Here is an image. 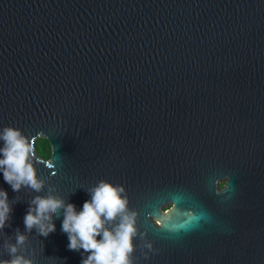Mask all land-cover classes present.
I'll list each match as a JSON object with an SVG mask.
<instances>
[{
    "label": "water",
    "instance_id": "water-1",
    "mask_svg": "<svg viewBox=\"0 0 264 264\" xmlns=\"http://www.w3.org/2000/svg\"><path fill=\"white\" fill-rule=\"evenodd\" d=\"M8 127L52 163L29 158L39 192L0 169V261L81 264L63 208L46 237L24 216L36 196L79 212L103 180L135 214L130 264H264V0H0Z\"/></svg>",
    "mask_w": 264,
    "mask_h": 264
},
{
    "label": "clouds",
    "instance_id": "clouds-1",
    "mask_svg": "<svg viewBox=\"0 0 264 264\" xmlns=\"http://www.w3.org/2000/svg\"><path fill=\"white\" fill-rule=\"evenodd\" d=\"M0 139L4 141V147L0 148V169L3 171V179L13 191H18L22 184H26L39 192L42 182L36 177L33 164L29 158L42 160L46 165H51V152L38 157L35 141L21 135L18 129L5 128ZM228 180L218 182L217 191L226 189ZM123 188L114 187L111 184L100 181L91 190V199L83 203L82 209L77 212L72 203L65 204L63 200L54 197L36 196L29 205L24 216L26 230L38 226L39 234L47 236L55 231V224L51 223V214L57 209H64V218L61 230L68 236V249L78 250L82 248L89 255L82 259L81 264H130L129 253L133 250L132 237L135 235L134 213H126L127 200L120 193ZM0 228L4 226L9 208L7 205V192L0 190ZM34 205V207H33ZM173 208L167 205L162 211L167 214ZM120 217V222L113 228L105 227L106 221H113ZM199 217L196 218L198 221ZM47 221V223H45ZM155 223V221H154ZM187 224L182 227L187 228ZM97 236L101 238L96 239ZM25 236L18 234L17 243H23ZM16 252L15 246L10 248V253ZM0 264H31L30 260L15 256L11 260L0 261Z\"/></svg>",
    "mask_w": 264,
    "mask_h": 264
},
{
    "label": "trees",
    "instance_id": "trees-1",
    "mask_svg": "<svg viewBox=\"0 0 264 264\" xmlns=\"http://www.w3.org/2000/svg\"><path fill=\"white\" fill-rule=\"evenodd\" d=\"M44 141L41 138L36 139L35 141V147H36V151L39 157L43 156L40 154H44L45 152V144L43 143Z\"/></svg>",
    "mask_w": 264,
    "mask_h": 264
},
{
    "label": "flooded vegetation",
    "instance_id": "flooded-vegetation-1",
    "mask_svg": "<svg viewBox=\"0 0 264 264\" xmlns=\"http://www.w3.org/2000/svg\"><path fill=\"white\" fill-rule=\"evenodd\" d=\"M44 142V144H45V152H44V154H47V153H49V147H48V143H47V141L44 139V138H41ZM41 158H44V156H41ZM225 178H221V179H217L216 180V182H215V189H217V184H218V182L219 181H221V180H224ZM167 206V205H166ZM164 209V208H163Z\"/></svg>",
    "mask_w": 264,
    "mask_h": 264
}]
</instances>
